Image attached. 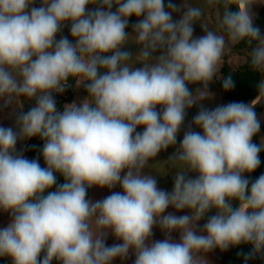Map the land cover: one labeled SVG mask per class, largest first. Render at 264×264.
Here are the masks:
<instances>
[{
    "label": "clouds",
    "instance_id": "obj_1",
    "mask_svg": "<svg viewBox=\"0 0 264 264\" xmlns=\"http://www.w3.org/2000/svg\"><path fill=\"white\" fill-rule=\"evenodd\" d=\"M262 2L208 0L221 9L218 28L202 24L206 34L194 37L204 12L191 4L40 0L34 7L35 0H0V101H19V108L22 98L36 102L17 117L18 131L0 126V211L11 216L0 229V257L12 264H113L131 251L134 264H208L206 254L217 248L264 251V174L251 183L245 177L261 163L252 140L264 81L251 104L201 108L193 123L202 131H186L168 160L176 170L171 192L146 171L176 145L186 110L209 97L208 85L234 46L244 43L249 67L264 72V36L252 13ZM234 6L239 11H230ZM132 16L138 22L130 34ZM66 24L74 43L56 39ZM129 43L139 46L135 55L122 51ZM70 80L87 96L61 111L53 93ZM190 84L202 87L191 92ZM223 87H234L231 76ZM33 137L44 141L45 167L16 152L18 141ZM57 174L65 182L52 190ZM117 185L122 191L87 199L92 187ZM169 207L190 214H166ZM213 209L198 234L197 222ZM156 226L166 238L153 242ZM108 235L122 243L106 246Z\"/></svg>",
    "mask_w": 264,
    "mask_h": 264
},
{
    "label": "rangeland",
    "instance_id": "obj_2",
    "mask_svg": "<svg viewBox=\"0 0 264 264\" xmlns=\"http://www.w3.org/2000/svg\"><path fill=\"white\" fill-rule=\"evenodd\" d=\"M164 3H165L166 8H167L168 4L171 3V4L177 5V6H181L182 4H191L194 6H199L203 9L204 15H203L202 20L197 21L193 25L194 37H200V36H203L206 34L204 27H202V24L208 26V29H207L208 31H211L212 28H214V29L218 28V20H219V15H220L221 9L218 5L209 4L208 0H164ZM33 6L39 7L40 6V0H35V3ZM88 8H89V10H92L95 7H94V5H89ZM113 10L115 11L116 8L114 7ZM183 11H184V9H183V7H181L179 11L173 12L172 13L173 20L178 21L181 18ZM252 13H253V19H255L256 14H255V8L254 7H252ZM130 18H129V20H130ZM140 19H142V17ZM137 22H138V18L135 16H132V23L128 25L126 31L130 34H133V25L136 24ZM261 36H263V35H261ZM61 37H67L73 43L75 42L73 40V38L71 37V34H70V24H66L62 28V31L57 34L56 39L59 40ZM122 51H128V52L132 53L133 55H135L139 51V46L132 44V43H129L128 45H126L122 49ZM159 54H160V50H158L156 53H154V55H159ZM246 55H247V53L245 51H237L233 47L231 52L226 53L225 58L222 61V65L224 62H226L227 65L231 69L238 68L245 62ZM134 67L140 68V67H143V65L140 63H137L134 65ZM221 79H222V74L218 73L217 79H214L208 85L207 91L210 93L209 97L205 98L200 103L194 104L191 108L186 110L185 120H184V123H183L179 133H178L176 145L170 146L168 149L161 151L157 155V157L153 161H151L149 168L146 170V171L151 172V174L155 176V178L157 180V185L160 189L165 190L167 192L172 191L173 186H174V176H175L176 170L172 169V165L170 164V162H168V160L173 156V154L179 148L180 142L182 141L183 136H184L186 131H188L189 129H191L193 131H197V132L202 131L201 129L197 128L193 123L194 117L198 114V112L201 110V108L212 110V109H215L217 106L227 105V103L222 98L221 86H220ZM188 87H189V90L191 92H195V90L197 88L202 87V85L190 84V85H188ZM84 88L85 87L83 85L77 87L76 84L74 83L72 85V93L65 97V98H70V102H66V103H64V105L71 104L73 102H75L77 104L82 102L85 99V97L87 96V94L84 91ZM54 99L56 101V104L59 103V102H57L55 97H54ZM22 102L23 103L28 102V103H31L33 105H35V103H36L35 100H27L24 98H22ZM18 106H19V101L14 103L11 106H8V107H5L3 104V101H0V126L12 127L13 122L16 121L17 117L20 115V108ZM257 118L260 122V130L256 134V137L259 141L260 139L264 138V108L259 112V114L257 115ZM142 131H143L142 128L137 129V132H142ZM20 141H18L17 144ZM260 142H261V140H260ZM16 149H17V145H16ZM189 176L194 178L195 174L189 173ZM95 190H98L100 197L103 194L105 196H108V192H110V194H111L112 192L122 191V189L120 188L119 185H117L113 189L93 187L94 193H95ZM90 192H91V190H90ZM89 197H90V200L92 201L91 195ZM171 212H172V207H169L166 210V214H169ZM179 212H180V216L190 214V210H188V209L180 210ZM8 215H9L8 213L0 211V229L6 227L8 225L9 222L7 221V217H6ZM212 215H215V209L209 211L203 219H201L200 221L197 222V225H199L198 230H197L198 234L200 233L201 229L203 228V225L207 222V220ZM223 252L224 251H221L220 249L217 248V249H214L213 251H211L207 254L213 260L214 264H218Z\"/></svg>",
    "mask_w": 264,
    "mask_h": 264
},
{
    "label": "trees",
    "instance_id": "obj_3",
    "mask_svg": "<svg viewBox=\"0 0 264 264\" xmlns=\"http://www.w3.org/2000/svg\"><path fill=\"white\" fill-rule=\"evenodd\" d=\"M96 7V6H94ZM115 7V6H114ZM113 7V9H114ZM95 9V8H94ZM92 9V10H94ZM112 9V11H114ZM230 11H236L235 6L230 8ZM256 23L264 26V2L255 19ZM132 23V17L129 20V24ZM234 49L237 51H245L248 53V48L244 43L234 46ZM220 73L222 74V79L220 81L221 93L223 100L229 104L232 102H243L245 104H251L255 98L259 95L258 86L260 84V73L253 71L247 63V55L245 62L238 68L231 69L226 62L221 66ZM232 77L234 81V87L230 90H225L223 87L224 79ZM71 85L75 83L74 80L69 81ZM85 93L87 94L86 88H84ZM70 102V98H65L64 102L57 103L58 108L62 111L64 103ZM34 106L31 103L25 102L23 104V113H26L30 108ZM264 108V102L260 104L256 109V115ZM255 143L258 145L256 135L254 136ZM43 143L39 137H33L28 139V142L23 148L22 155L29 159H38L40 165L45 167V162L42 157V148ZM259 146V145H258ZM260 155L264 158V149L261 150ZM261 174H264V166H260L251 174L245 173V177L249 179L250 183L255 181ZM63 176L57 174L56 185H54L52 190L59 185L64 183ZM90 189L87 192V199L89 198ZM237 206V205H234ZM43 255V254H42ZM42 258V257H41ZM0 264H12V261L8 257H0ZM53 264H58L57 261H53ZM219 264H262L258 254H252V246L248 244H241L239 246L230 247L227 250H224L222 256L219 260Z\"/></svg>",
    "mask_w": 264,
    "mask_h": 264
},
{
    "label": "crops",
    "instance_id": "obj_4",
    "mask_svg": "<svg viewBox=\"0 0 264 264\" xmlns=\"http://www.w3.org/2000/svg\"><path fill=\"white\" fill-rule=\"evenodd\" d=\"M262 5H263V2H262V3L254 4V5L252 6V7L255 8V14H256V15L258 14V11H259L260 8L262 7ZM22 104H24V103L22 102ZM19 106H20V102H19ZM21 112H23V106H22V108H20V114H21ZM12 127L14 128V130H17V131H18V129H16V121L13 122ZM256 138H257V137H256ZM260 140H261V142H260ZM260 140L258 141V139H257V142H258V144L260 145V147H261L262 149H264V138H262V139H260ZM27 142H28V139H25V140H23V141L21 140V141L17 144L16 152H17L18 154H22L23 148H24V146L26 145ZM90 190H91V192H90L91 194H89V196L91 195V199H92L93 202H95V201H97V200H103L104 198L107 197V196H105L104 194L100 197V196H99V193H98V190H95V193H94V191H93V187L90 188ZM108 195H110V192H108ZM89 200H90V197H89ZM171 214L176 215V216H180V212L177 211L176 209H174V207H172V212H171ZM6 217H7V221L10 222V220H11V216L8 215V216H6ZM198 226H199V225H197V230H198ZM171 236H172V239H173V240L179 242V239H180V234H179V232L174 231V232L171 233ZM165 238H166V235H165L164 232L161 231V229L159 228V226L154 227V229H153V236L151 237L152 241L154 242V241H157V240H163V239H165ZM105 243H106V246H112V245H114V244L122 243V241L117 240V239H116L114 236H112V235H108V236L106 237ZM208 256H209V255L206 254V259H207V261H208V264H214L213 260L210 258V256H209V257H208ZM134 261H135V255L130 251V252H129V255H128V257H127L126 259H124V260H120L119 258H117L116 260L113 261V264H134ZM218 264H219V263H218Z\"/></svg>",
    "mask_w": 264,
    "mask_h": 264
},
{
    "label": "water",
    "instance_id": "obj_5",
    "mask_svg": "<svg viewBox=\"0 0 264 264\" xmlns=\"http://www.w3.org/2000/svg\"><path fill=\"white\" fill-rule=\"evenodd\" d=\"M235 8H236V11H239L238 6H235ZM253 26H254L255 28L259 29L260 34L264 36V26H262V25L256 23L254 20H253ZM259 73H260V76H259L260 82H261V81H264V72H259ZM256 98H257V97H256ZM256 98H255V99H256ZM263 102H264V100H260L258 103H256V104L254 105V111H255V109H256L260 104H262ZM252 142H253L254 144H256V143H255V138H254V137H253ZM259 158H260V161H261L260 164H262V165L264 166V158L260 155V153H259ZM237 206H238V205H237ZM258 256H259V258H260L261 263L264 264V251L258 253Z\"/></svg>",
    "mask_w": 264,
    "mask_h": 264
},
{
    "label": "built area",
    "instance_id": "obj_6",
    "mask_svg": "<svg viewBox=\"0 0 264 264\" xmlns=\"http://www.w3.org/2000/svg\"><path fill=\"white\" fill-rule=\"evenodd\" d=\"M71 93H72V85L69 82V85L66 87V89L63 93H53V96L56 98L57 102L62 103V102H64L65 97L70 95ZM57 108H58V106H57Z\"/></svg>",
    "mask_w": 264,
    "mask_h": 264
},
{
    "label": "flooded vegetation",
    "instance_id": "obj_7",
    "mask_svg": "<svg viewBox=\"0 0 264 264\" xmlns=\"http://www.w3.org/2000/svg\"><path fill=\"white\" fill-rule=\"evenodd\" d=\"M256 100V99H255Z\"/></svg>",
    "mask_w": 264,
    "mask_h": 264
}]
</instances>
